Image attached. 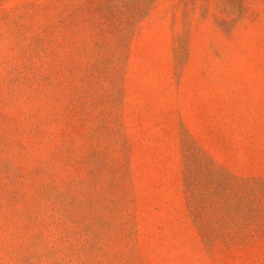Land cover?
Segmentation results:
<instances>
[{
  "label": "rangeland",
  "instance_id": "1",
  "mask_svg": "<svg viewBox=\"0 0 264 264\" xmlns=\"http://www.w3.org/2000/svg\"><path fill=\"white\" fill-rule=\"evenodd\" d=\"M0 264H264V0H0Z\"/></svg>",
  "mask_w": 264,
  "mask_h": 264
}]
</instances>
